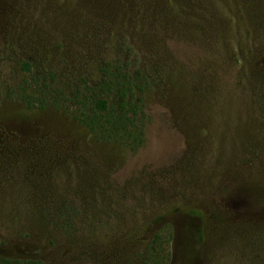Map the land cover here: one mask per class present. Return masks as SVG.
Here are the masks:
<instances>
[{"label": "rangeland", "instance_id": "374dc122", "mask_svg": "<svg viewBox=\"0 0 264 264\" xmlns=\"http://www.w3.org/2000/svg\"><path fill=\"white\" fill-rule=\"evenodd\" d=\"M111 62L143 78L137 152L74 120ZM155 234L168 264H264V0H0V254L142 264Z\"/></svg>", "mask_w": 264, "mask_h": 264}, {"label": "trees", "instance_id": "16d2710c", "mask_svg": "<svg viewBox=\"0 0 264 264\" xmlns=\"http://www.w3.org/2000/svg\"><path fill=\"white\" fill-rule=\"evenodd\" d=\"M29 72L26 63L21 65ZM140 73L130 75L115 62L105 64L93 88L72 94L76 109L74 120L91 136L104 143H113L137 152L145 144V94ZM18 100L28 111H41L50 105L45 98L32 100V95L21 91ZM162 239L154 235L141 250L142 264H168V251ZM0 264H45L30 258L10 257L0 254Z\"/></svg>", "mask_w": 264, "mask_h": 264}]
</instances>
